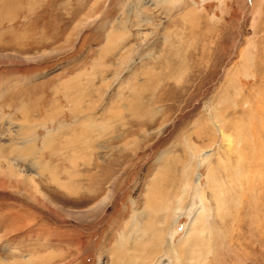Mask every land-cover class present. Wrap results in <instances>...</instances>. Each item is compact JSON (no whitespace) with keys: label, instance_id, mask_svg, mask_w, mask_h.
<instances>
[{"label":"rangeland","instance_id":"obj_1","mask_svg":"<svg viewBox=\"0 0 264 264\" xmlns=\"http://www.w3.org/2000/svg\"><path fill=\"white\" fill-rule=\"evenodd\" d=\"M0 264H264V0H0Z\"/></svg>","mask_w":264,"mask_h":264},{"label":"bare ground","instance_id":"obj_2","mask_svg":"<svg viewBox=\"0 0 264 264\" xmlns=\"http://www.w3.org/2000/svg\"><path fill=\"white\" fill-rule=\"evenodd\" d=\"M51 114V113H50ZM54 116V115H53ZM52 119V118H51ZM63 131V130H62ZM36 151V150H35ZM55 151V150H54ZM9 153V152H8ZM55 153V152H54ZM53 153V154H54ZM25 156V155H24ZM50 156V155H49ZM7 157V156H6ZM31 157V156H30ZM41 157V156H40ZM43 157V156H42ZM46 157V156H45ZM44 157V158H45ZM13 158H15V157H13ZM17 158V157H16ZM24 158V157H23ZM64 158V157H63ZM33 159V158H32ZM43 159V158H42ZM50 159V158H49ZM70 159V158H69ZM9 160V159H8ZM51 161V160H50ZM70 161V160H69ZM5 163V162H4ZM13 165V163H7V166L6 165H4V168H7V170L8 171H15L14 169H12V165ZM41 165H42V163H41ZM53 166V165H52ZM39 167V166H38ZM44 168H43V170H45V169H48L49 170V168H47L46 166H43ZM57 168V167H56ZM39 171V170H38ZM50 171H51V168H50ZM55 171V170H54ZM41 172V171H40ZM43 172V171H42ZM56 172V171H55ZM11 174V172H7V175L9 176ZM17 174V173H16ZM50 174V173H49ZM18 175H19V173H18ZM21 176L23 177V180H21ZM66 177H67V175H66ZM25 178V179H24ZM28 177L27 176H24V175H19V179H18V182L17 183H19V185H21V186H23V187H25V189H26V187H27V190L29 189V188H33V190H31V195L33 196V197H35L36 196V193H39V194H42V193H40L39 191H38V189H37V185H36V183H33V181H32V179H27ZM56 180V179H55ZM58 182L56 181V184H57ZM60 184V183H59ZM58 185V184H57ZM66 185V184H65ZM67 186V185H66ZM63 187H65V186H63ZM63 187H60V188H63ZM63 189H65V188H63ZM67 189V188H66ZM26 190V191H27ZM30 190V189H29ZM43 195V194H42ZM44 199V198H43Z\"/></svg>","mask_w":264,"mask_h":264}]
</instances>
